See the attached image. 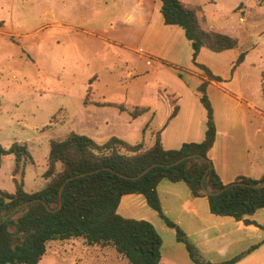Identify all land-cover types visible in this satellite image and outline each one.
<instances>
[{"label": "rangeland", "instance_id": "1", "mask_svg": "<svg viewBox=\"0 0 264 264\" xmlns=\"http://www.w3.org/2000/svg\"><path fill=\"white\" fill-rule=\"evenodd\" d=\"M115 2L119 8L122 0ZM184 2L202 8L203 28L238 40L230 51L205 48L197 61L224 77L209 90L218 108L225 107L224 95L229 91L254 103L256 110L243 107L254 177L259 178L264 174V0ZM76 4L77 0H0V144L5 148L13 142L25 144L32 155L17 172L13 155L1 157L3 190L13 192L16 181H22L27 191L44 187L50 142L70 132L98 142L118 136L131 144L152 145L150 121L132 120L128 111L98 105L101 101L123 103L130 109L146 105L149 114L150 105L164 111L161 103L154 104L156 97L173 105L181 96L201 103L197 87L205 74L192 62L191 44L180 42L177 67L159 68L126 47L134 42L121 39L125 34L136 39L138 27H126L127 19L122 17L111 29L104 17L93 19L91 11L84 15ZM97 32L114 34L115 41L100 40ZM242 53L243 63L235 66ZM191 69L193 74L185 76ZM174 75L192 87L189 95ZM235 95L230 94L236 100ZM74 243L69 248L66 240L50 241L38 264H79L80 259L87 264H129L114 248L87 246L86 251L78 241Z\"/></svg>", "mask_w": 264, "mask_h": 264}, {"label": "trees", "instance_id": "2", "mask_svg": "<svg viewBox=\"0 0 264 264\" xmlns=\"http://www.w3.org/2000/svg\"><path fill=\"white\" fill-rule=\"evenodd\" d=\"M201 10L200 6H189L183 0H162L165 24L184 30L191 42L192 62L205 74L198 87L200 101L207 111L205 138L184 142L174 149L164 148L159 131L153 134L151 146H145L143 141L131 144L118 136L98 142L76 132L51 140L43 173L44 187L27 191L22 181H16L13 192L0 188V264H38L50 241L68 239L114 248L129 264H160L162 237L155 226L144 219L123 217L117 211L122 196L130 193L144 195L166 225L175 229L176 239L184 243L192 260L211 264L201 260L186 233L164 213L157 190L162 180L185 182L193 196L207 197L214 214L255 223L251 216L264 208V185L256 186L264 181V175L260 178L242 175L224 183L208 155L216 141L217 128L207 88L210 80L224 79L197 58L202 48L223 52L236 48L238 40L203 28ZM244 57L240 54L235 66ZM98 105L118 107L134 119L150 109L148 106L130 109L123 103L110 101ZM178 110L175 101L171 116ZM5 155L14 156L16 172L23 161L32 160L27 146L18 142L8 148L0 144V161ZM175 161L178 162L171 165ZM153 164L157 165L140 175ZM258 226L264 229V225ZM234 260L220 264H231Z\"/></svg>", "mask_w": 264, "mask_h": 264}, {"label": "crops", "instance_id": "3", "mask_svg": "<svg viewBox=\"0 0 264 264\" xmlns=\"http://www.w3.org/2000/svg\"><path fill=\"white\" fill-rule=\"evenodd\" d=\"M115 1L77 0L76 7L83 14L84 11L87 13L91 11L93 19L98 15L104 17L111 29L116 27L119 19L126 18V27L139 29L136 39L132 38L131 34H125L121 38L126 43L134 42L129 45L124 44L131 52L147 58L150 64L157 63L159 68L165 64L168 65L167 63L177 67L180 61L178 52L180 42L185 44H191V42L186 38L181 27L165 24L161 12L162 0H122L119 8ZM179 32L181 36L176 39L174 34ZM96 36L103 41H115L114 34L97 32ZM185 38L187 41H184ZM204 49H201L197 59ZM193 70L185 72L184 75L187 77L189 74L192 75ZM173 78L185 90L186 96L191 93L189 88L192 87L188 85V88L184 79L175 75ZM215 83L217 82L210 80L207 88L208 95L211 85ZM230 94L235 95L230 91L224 95L225 107L218 108L217 104L210 99L214 108L217 136L208 155L224 183H230L242 175L255 178L254 162L248 140V124L243 106L246 104L248 108L255 110L256 107L250 100H244L239 96L240 94L235 95L236 100ZM162 101L160 97H156L154 104L161 103L165 107L163 112L159 113L160 108H156L158 105L155 107L150 105L152 110L150 114L145 113L132 120L143 118L140 120L150 121L149 135L152 138L153 134L159 131L161 142L166 149L179 148L184 142H199L205 138L207 111L202 103L188 98L183 99L182 96L178 97L179 110L176 115L171 116L173 104L170 101H166L167 103ZM259 132L258 127L256 133ZM157 190L164 213L186 233L205 263L220 264L235 259L231 264H264V229L258 226L264 225V208L251 216L255 223L248 224L244 220L212 213L207 197L193 196L185 182L162 180ZM117 211L123 217L144 219L155 226L162 237L160 264H198L191 259L184 243L176 239L175 229L166 225L159 214L148 205L144 195L137 193L123 195ZM167 239L169 243H166ZM66 241L69 248L75 247L74 242L77 241L86 251L87 246H90L83 239ZM119 258L124 259L120 256ZM81 262V259L76 260V263L81 264ZM82 264L87 263L83 261Z\"/></svg>", "mask_w": 264, "mask_h": 264}, {"label": "water", "instance_id": "4", "mask_svg": "<svg viewBox=\"0 0 264 264\" xmlns=\"http://www.w3.org/2000/svg\"><path fill=\"white\" fill-rule=\"evenodd\" d=\"M177 162H178V161H175V162L171 163V165L176 164ZM155 165H157V164H153V165H151L150 167H148L147 169H145L140 175L144 174L147 170H149L152 166H155ZM140 175H139V176H140ZM263 185H264V181L261 182V183H258L256 186H257V187H261V186H263ZM59 205L61 206V191H60V204H59ZM60 206H59V207H60ZM19 207H20V206L16 207V208L14 209V211L17 210ZM8 216H9V214L6 215V217H8ZM6 217H5V218H6Z\"/></svg>", "mask_w": 264, "mask_h": 264}]
</instances>
